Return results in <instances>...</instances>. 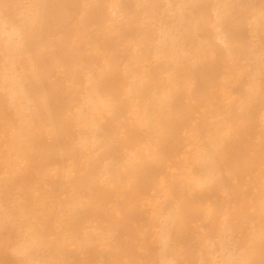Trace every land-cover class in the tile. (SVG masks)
<instances>
[{
  "label": "rangeland",
  "instance_id": "rangeland-1",
  "mask_svg": "<svg viewBox=\"0 0 264 264\" xmlns=\"http://www.w3.org/2000/svg\"><path fill=\"white\" fill-rule=\"evenodd\" d=\"M30 1L0 0V264H264V0Z\"/></svg>",
  "mask_w": 264,
  "mask_h": 264
},
{
  "label": "bare ground",
  "instance_id": "bare-ground-1",
  "mask_svg": "<svg viewBox=\"0 0 264 264\" xmlns=\"http://www.w3.org/2000/svg\"><path fill=\"white\" fill-rule=\"evenodd\" d=\"M30 1V0H29ZM34 1V0H33ZM184 0H182V2H183ZM31 2V1H30ZM17 3V2H16ZM35 4V3H34ZM136 5H137V3H136ZM167 5V4H166ZM39 6V5H38ZM146 6H148V5H146ZM12 7V6H11ZM33 8H34V6H32ZM105 7V6H104ZM167 7V6H166ZM196 8V7H195ZM64 9V8H63ZM82 9V8H81ZM36 10V9H35ZM37 11V10H36ZM109 11V10H108ZM29 12V11H28ZM3 13V12H2ZM122 13V12H121ZM39 14H41V13H39ZM63 14V13H62ZM138 14V13H137ZM1 15V14H0ZM42 17V16H41ZM43 17H44V15H43ZM168 20V19H167ZM138 21V20H137ZM155 21H156V19H155ZM80 22V21H79ZM105 23V22H104ZM173 23V22H172ZM52 24V23H51ZM108 24H109V22H108ZM25 25V24H24ZM165 25V24H164ZM163 29V28H162ZM28 30H29V28H28ZM113 31V30H112ZM0 32H1V34L2 35H4L5 37H6V49H7V51H9V58H13V52L15 51V49H16V46L15 45H13L12 43H11V38H12V36H14V35H16V34H18L19 33V28L18 27H13L10 31H8V32H6V31H4L3 29H2V26H1V23H0ZM106 34V33H105ZM80 36V35H79ZM95 38V37H94ZM107 38V37H106ZM124 38V37H123ZM160 38H161V36H160ZM110 40H111V38H110ZM26 41V40H25ZM61 41V40H60ZM98 42V41H97ZM128 42V41H127ZM99 43V42H98ZM107 46V45H106ZM128 49V48H127ZM150 49V48H149ZM117 51V50H116ZM32 52V51H31ZM106 52H107V50H106ZM53 54V53H52ZM102 54V53H101ZM54 55V54H53ZM112 56V55H111ZM173 60V59H172ZM178 61V60H177ZM134 62V61H133ZM140 62V61H139ZM138 62V63H139ZM168 62V61H167ZM163 63V62H162ZM132 64V63H131ZM12 65H14L13 63H12ZM136 65V64H135ZM139 65V64H138ZM158 65V64H157ZM166 65V64H165ZM35 66V65H34ZM88 66V65H87ZM196 66V65H195ZM62 67V66H61ZM178 67V66H177ZM60 68V67H59ZM128 68V67H127ZM69 70H71V69H69ZM132 70H134V69H132ZM157 70V69H156ZM109 71V70H108ZM135 71H136V69H135ZM31 72V71H30ZM122 72V71H121ZM179 72V71H178ZM25 73V72H24ZM64 73V72H63ZM92 73V72H91ZM114 73H115V70H114ZM137 73V72H136ZM168 73V72H167ZM5 74H6V72H5ZM110 74V73H109ZM181 74V73H180ZM184 74V73H183ZM179 75V74H178ZM34 76H36V75H34ZM77 77V76H76ZM94 78V77H93ZM186 78V77H185ZM97 80H98V78H96ZM188 79V78H187ZM195 79V78H194ZM193 79V80H194ZM10 80V84H11V86H10V88H9V94H10V96L11 97H13L16 93H21L22 94V89L19 87V88H17L16 87V84H17V81L15 80V78H10L9 79ZM96 80V81H97ZM73 81V80H72ZM99 81V80H98ZM136 82V81H135ZM138 82V81H137ZM154 82H155V80H154ZM175 82V81H174ZM185 82H187V81H185ZM184 82V83H185ZM40 83V82H39ZM72 83V82H71ZM184 83H183V85H184ZM195 83V82H194ZM41 84V83H40ZM186 84V83H185ZM192 84V83H191ZM42 85V84H41ZM103 85V84H102ZM135 85V87H136V83L135 84H133V86ZM72 86V85H71ZM104 86V85H103ZM187 86V85H186ZM257 86V85H256ZM40 87V86H39ZM131 87V86H130ZM183 87H185V86H182V88ZM41 88H44L43 86L41 87ZM173 88V87H172ZM186 88V87H185ZM170 89V88H169ZM187 90V89H186ZM211 90V89H210ZM44 91V90H43ZM155 91V90H154ZM166 91V90H165ZM225 91V90H224ZM45 92V91H44ZM186 92V91H185ZM174 93V92H173ZM187 93V92H186ZM191 93V92H190ZM205 93V92H204ZM164 94V93H163ZM203 94V93H202ZM31 95V94H30ZM189 95V94H188ZM207 95V94H206ZM111 96V95H110ZM82 97V96H81ZM93 97V96H92ZM192 97V96H191ZM31 98H33V97H31ZM47 97L45 96V99H46ZM67 98V97H66ZM187 98V97H186ZM161 99V98H160ZM171 99H172V97H171ZM31 100V99H30ZM33 100V99H32ZM41 100V99H40ZM157 100V99H156ZM188 100V99H187ZM83 101V100H82ZM122 101H123V99H122ZM41 102V101H40ZM111 102V101H110ZM184 102V101H183ZM189 102V101H188ZM192 102V101H191ZM199 102V101H198ZM232 101H230V103H231ZM98 103H100V101L98 100ZM172 103V102H171ZM180 103H181V101H180ZM186 103V102H185ZM208 103V102H207ZM100 104H102V103H100ZM195 104V103H194ZM67 105V104H66ZM125 105V104H124ZM204 105H205V103H204ZM228 105H229V103H228ZM228 105H226V106H228ZM35 106V108H37L36 107V105H34ZM46 106H48V105H46ZM95 106V105H94ZM168 107V106H167ZM182 107V106H181ZM47 110H48V108H46ZM124 110V109H123ZM179 110H180V108H179ZM199 110V109H198ZM46 111V110H45ZM49 111V110H48ZM210 111V110H209ZM94 112V111H93ZM136 112V111H135ZM243 112V111H242ZM249 112V111H248ZM48 113H50V112H48ZM212 113V112H211ZM97 114V113H96ZM217 114V113H216ZM185 115V114H184ZM212 115V114H211ZM210 115V116H211ZM219 114H217V116H218ZM247 116V115H246ZM39 117V116H38ZM219 117V116H218ZM176 118V117H175ZM187 118V117H186ZM217 118V117H216ZM259 118V117H258ZM83 119V118H82ZM211 119H212V117H211ZM112 120V119H111ZM225 120V119H224ZM227 120V119H226ZM132 121V120H131ZM207 121V120H206ZM215 121V120H214ZM234 121V120H233ZM118 122V121H117ZM219 122V121H218ZM217 122V123H218ZM221 122H222V120H221ZM113 123V122H112ZM120 123V122H119ZM156 123V122H155ZM217 123H216V125H217ZM229 124H231L230 122H229ZM29 125V124H28ZM192 125H193V123H192ZM224 125V124H223ZM159 126V125H158ZM225 126V125H224ZM223 126V127H224ZM51 127V126H50ZM192 127V126H191ZM194 127V126H193ZM214 127V126H213ZM226 127H227V125H226ZM263 127V126H262ZM181 129V128H180ZM228 129V128H227ZM187 130V129H186ZM185 130V131H186ZM195 131V130H194ZM209 131V130H208ZM211 131H213L214 132V130H211ZM45 132V131H44ZM53 132V131H52ZM192 133V131H189V133ZM198 132V131H197ZM197 132H196V136H197ZM238 132V131H237ZM157 133V132H156ZM182 133L183 132H181V135H182ZM189 133H187V134H189ZM208 133V132H207ZM185 134V133H184ZM193 134V133H192ZM159 135V134H158ZM194 135V134H193ZM200 136V135H199ZM205 136V135H204ZM208 136H209V134H208ZM78 137V136H77ZM194 137V136H193ZM198 137V136H197ZM199 138V137H198ZM226 138V137H225ZM260 138V137H259ZM151 139V138H150ZM149 139V140H150ZM192 139V138H191ZM264 139V138H263ZM187 140H188V138H187ZM194 141H195V137H194V139H193ZM258 140V139H257ZM185 141V140H184ZM264 141V140H263ZM69 142V141H68ZM193 142V141H192ZM133 143V142H132ZM185 143H186V141H185ZM232 143V142H231ZM74 144V143H73ZM187 144V143H186ZM155 145V144H154ZM192 145H194V144H192ZM196 145H197V143H196ZM198 146V145H197ZM79 147V146H78ZM139 147V146H138ZM155 147H156V145H155ZM223 147V146H222ZM125 148H126V146H125ZM157 148V147H156ZM179 148H181L180 146H179ZM186 148V147H185ZM188 148V147H187ZM187 148H186V150H187ZM205 149V148H204ZM221 150V149H220ZM7 151V150H6ZM175 151H177V150H175ZM175 151H174V153H175ZM229 151V150H228ZM90 152V151H89ZM163 152V151H162ZM182 152V151H181ZM199 152V151H198ZM214 152V151H213ZM223 153H224V151H222ZM221 152V153H222ZM147 153V152H146ZM173 153V152H172ZM173 153V154H174ZM179 153V152H178ZM202 153V152H201ZM207 153V152H206ZM209 153V152H208ZM220 153V154H221ZM157 154V153H156ZM160 155V154H159ZM224 155V154H223ZM122 156V155H121ZM177 157V156H176ZM139 158V157H138ZM150 158V157H149ZM174 159H175V157H173ZM123 159V158H122ZM183 160V159H182ZM221 160V159H220ZM26 161V160H25ZM127 161V160H126ZM130 161V160H129ZM223 163V162H222ZM8 164V163H7ZM151 164H153V163H151ZM212 165V164H211ZM141 166V165H140ZM152 166V165H151ZM224 166V165H223ZM42 167V166H41ZM40 167V168H41ZM114 167H116V166H114ZM218 167V166H217ZM225 167V166H224ZM6 168V167H5ZM226 168V167H225ZM18 169H20V168H18ZM43 169V168H42ZM213 169V168H212ZM63 170V169H62ZM221 170V169H220ZM227 170V169H226ZM235 170V169H234ZM219 171V170H218ZM222 171V170H221ZM155 172V171H154ZM162 172V171H161ZM212 172V171H211ZM227 172V171H226ZM225 172V173H226ZM49 173V172H48ZM160 173V172H159ZM200 173H201V171H200ZM221 173V172H220ZM12 174H13V172H12ZM81 174V173H80ZM153 174V173H152ZM182 174V173H181ZM187 174V173H186ZM199 174V173H198ZM164 175V174H163ZM200 175V174H199ZM218 175V174H217ZM161 176V175H160ZM229 176V175H228ZM151 177V176H150ZM231 177V176H230ZM235 177V176H234ZM155 178V177H154ZM157 178H158V176H157ZM217 179V178H216ZM236 179V178H235ZM234 180V179H233ZM178 181H179V178H178ZM181 181V180H180ZM215 181V180H214ZM170 182V181H169ZM184 182V181H183ZM188 182V181H187ZM199 182V181H198ZM224 182V181H223ZM200 183V182H199ZM221 183V182H220ZM225 183V182H224ZM231 183V182H230ZM157 184H159V183H156L155 185H157ZM219 184V183H218ZM5 185V184H4ZM181 185V184H180ZM225 185V184H224ZM224 185H222V186H224ZM229 185V184H228ZM6 186V185H5ZM189 186V185H188ZM209 186V185H208ZM207 186V187H208ZM233 186V185H232ZM122 187V186H121ZM156 187V186H155ZM198 187V186H197ZM177 188V187H176ZM194 188V187H193ZM222 188V187H221ZM187 189H188V187H187ZM195 189V188H194ZM219 189V188H218ZM224 189V188H223ZM68 190V189H67ZM157 190V189H156ZM186 190V189H185ZM204 190V189H203ZM92 191V190H91ZM149 191V190H148ZM222 191V190H221ZM143 192V191H142ZM188 192V191H187ZM212 192V191H211ZM232 192V191H231ZM126 193V192H125ZM145 193V192H144ZM148 193H150V192H148ZM160 193V192H159ZM172 193V192H171ZM210 193V192H209ZM193 194V193H192ZM196 194V193H195ZM228 194H229V191H228ZM156 195V194H155ZM162 195V194H161ZM197 195V194H196ZM220 195V194H219ZM225 195H226V193H225ZM149 196V195H148ZM218 196V195H217ZM173 197V196H172ZM192 197V196H191ZM190 197V198H191ZM226 197V196H225ZM228 197V196H227ZM146 198H147V194H146ZM160 198V197H159ZM178 198V197H177ZM189 198V199H190ZM189 199H188V201H189ZM209 199V198H208ZM153 200V199H152ZM198 200H199V198H198ZM160 201H161V199H160ZM173 201V200H172ZM176 202V201H175ZM140 203V202H139ZM141 203H142V201H141ZM181 203V202H180ZM254 203V202H253ZM164 204V203H163ZM168 204V203H167ZM172 204V203H171ZM201 204V203H200ZM206 204V203H205ZM143 205H144V203H143ZM147 205V204H146ZM162 205V204H161ZM161 205H159L160 207H161ZM181 205V204H180ZM247 205V204H246ZM206 206H208V205H206ZM219 206V205H218ZM247 206H249V205H247ZM111 207V206H110ZM119 207V206H118ZM153 207H154V205H153ZM169 207V206H168ZM170 207H172V206H170ZM207 208V207H206ZM216 208V207H215ZM227 208V207H226ZM239 208V207H238ZM165 209V208H164ZM177 209V208H176ZM222 209V208H221ZM232 209V208H231ZM111 210V209H110ZM154 210L155 209H153V212H154ZM167 210H168V208H167ZM166 210V211H167ZM178 210V209H177ZM213 210V209H212ZM224 210V209H223ZM58 211V210H57ZM120 211V210H119ZM162 211H163V209H162ZM170 211V210H169ZM215 211H217V210H215ZM242 211V210H241ZM240 210H239V212H241ZM244 211V210H243ZM242 211V212H243ZM113 212V211H112ZM187 212V211H186ZM229 212V211H228ZM234 212V211H233ZM238 212V211H237ZM238 212V213H239ZM61 213V212H60ZM120 213V212H119ZM155 213H158V212H155ZM166 214V213H165ZM178 214H179V212H178ZM227 215V214H226ZM231 215V214H230ZM240 215V214H239ZM198 216V215H197ZM196 216V217H197ZM221 216V215H220ZM228 216V215H227ZM162 217V216H161ZM182 217V216H181ZM190 217V216H189ZM208 217V216H207ZM223 217V216H222ZM240 217H242V215L240 216ZM245 218H247L246 216H244ZM243 217V218H244ZM255 217V216H254ZM191 218V217H190ZM221 218V217H220ZM219 218V221L221 220L222 221V219H220ZM230 218H232V217H230ZM235 218V217H234ZM250 218V217H249ZM198 219V218H197ZM228 219V218H227ZM202 220V219H201ZM247 220V219H246ZM220 221V222H221ZM114 222V221H113ZM190 222H191V220H190ZM200 222V221H199ZM206 222V221H205ZM223 222V221H222ZM224 222H225V220H224ZM233 222V221H232ZM238 222V221H237ZM156 223V222H155ZM173 223V222H172ZM189 223V222H188ZM219 223V222H218ZM234 223V222H233ZM245 223V222H244ZM205 224V223H204ZM123 225H125V224H123ZM189 225V224H188ZM196 225V224H195ZM220 225V224H219ZM222 225H224V223L222 224ZM115 226V225H114ZM168 226V225H167ZM170 226V225H169ZM201 226V225H200ZM228 226V225H227ZM123 227V226H122ZM210 227V226H209ZM212 227V226H211ZM222 227V226H221ZM231 227V226H230ZM203 228V227H202ZM205 228V227H204ZM251 228V227H250ZM178 229V228H177ZM206 229V228H205ZM205 229H203V230H205ZM210 229V228H209ZM222 230V229H221ZM137 231V230H136ZM200 231V230H199ZM227 231V230H226ZM250 231V230H249ZM157 232V231H156ZM198 232V231H197ZM202 232V231H201ZM200 232V233H201ZM204 232H207V231H204ZM203 232V233H204ZM240 232V231H239ZM208 233V232H207ZM117 235H118V233H116ZM115 234V235H116ZM241 234V233H240ZM55 235V234H54ZM113 235V234H112ZM167 235V234H166ZM182 235V234H181ZM180 235V236H181ZM203 235H205V234H203ZM253 235V234H252ZM202 236V235H201ZM231 236V235H230ZM111 237V236H110ZM126 237V236H125ZM242 237V236H241ZM95 238V237H94ZM121 238V237H120ZM161 238V237H160ZM118 239V238H117ZM116 239V240H117ZM210 239V238H209ZM239 239V238H238ZM70 240V239H69ZM107 240V239H106ZM197 240V239H196ZM201 240V239H200ZM215 240V239H214ZM218 240H219V238H218ZM241 240V239H240ZM78 241V240H77ZM85 241H86V239H85ZM254 241V240H253ZM143 242V241H142ZM203 242V241H202ZM206 242V241H205ZM230 242V241H229ZM174 243V242H173ZM242 243V242H241ZM199 244V243H198ZM244 244V243H243ZM262 244V243H261ZM184 245V244H183ZM86 246V245H85ZM84 246V247H85ZM191 246V245H190ZM216 246V245H215ZM245 246V245H244ZM76 247V246H75ZM127 247V246H126ZM181 247V246H180ZM205 247V246H204ZM259 247V246H258ZM207 248V247H206ZM86 249V248H85ZM180 249V248H179ZM79 250V249H78ZM181 250V249H180ZM259 250H260V247H259ZM105 251V250H104ZM111 251V250H110ZM202 251H204L203 249H201V252ZM258 251V250H257ZM82 252V251H81ZM147 252H148V249H147ZM206 253V252H205ZM154 254V253H153ZM203 254V253H202ZM221 254V253H220ZM251 254V253H250ZM249 254V255H250ZM153 256V255H152ZM199 256V255H198ZM103 257V256H102ZM202 257H203V255H202ZM127 258V257H126ZM195 258V257H194ZM230 258V257H229ZM246 258V257H245ZM251 258V257H250ZM87 259V258H86ZM134 259V258H133ZM176 259V258H175ZM199 259V258H198ZM211 260V259H210ZM218 260V259H217ZM251 260V259H250ZM142 261V260H141ZM160 261V260H159ZM195 261V260H194ZM212 261V260H211ZM198 262H200V261H198ZM201 262L203 263V261L201 260ZM136 263V262H135ZM161 263V262H160ZM80 264V263H79ZM110 264V263H109ZM133 264V263H132ZM138 264V263H137ZM166 264V263H165ZM193 264V263H192Z\"/></svg>",
  "mask_w": 264,
  "mask_h": 264
}]
</instances>
